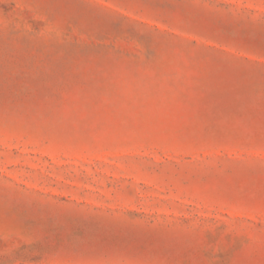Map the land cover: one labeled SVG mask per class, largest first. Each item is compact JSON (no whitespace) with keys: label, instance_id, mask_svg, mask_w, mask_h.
Masks as SVG:
<instances>
[{"label":"rangeland","instance_id":"rangeland-1","mask_svg":"<svg viewBox=\"0 0 264 264\" xmlns=\"http://www.w3.org/2000/svg\"><path fill=\"white\" fill-rule=\"evenodd\" d=\"M0 264H264V0H0Z\"/></svg>","mask_w":264,"mask_h":264}]
</instances>
